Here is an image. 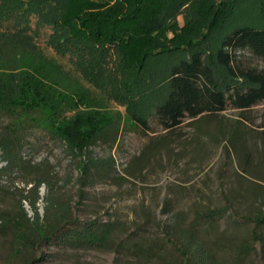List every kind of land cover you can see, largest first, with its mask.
I'll use <instances>...</instances> for the list:
<instances>
[{"label":"rangeland","instance_id":"rangeland-1","mask_svg":"<svg viewBox=\"0 0 264 264\" xmlns=\"http://www.w3.org/2000/svg\"><path fill=\"white\" fill-rule=\"evenodd\" d=\"M86 1L97 8L115 0H54L57 8L51 12L58 7L74 9ZM175 1L184 4L175 20H166L164 42L171 53L155 51L147 57L135 55L144 40L139 36L122 47L74 48L56 21L30 12L26 27L42 55L23 58L21 66L45 79V86L51 85L59 99L70 98L80 109L101 105L97 109L114 125L108 138L89 149L103 162L87 176L77 166L79 159L62 143L35 127L27 131L30 141L24 154L29 166L0 177V264H191L177 251L186 250L183 243L189 236H181L176 226L192 228L190 234L214 264H263L260 251L241 254L238 248L251 242L252 218L264 212V102L247 110L228 107L221 114L185 121L173 131L162 129L152 103L165 94L162 74L167 64L176 56H186L190 45L202 48L203 58L210 62L222 31L243 23L263 28L264 0H226L224 5L222 0ZM19 2L30 8L35 0ZM222 6L227 15L209 27ZM10 9L9 0H0L2 28L14 26L8 18ZM54 39L70 52L56 55L47 46ZM236 56L243 66L264 70V60L250 52L239 50ZM59 64L73 76H61ZM216 71L220 80L226 78L221 68ZM134 115L144 117L148 128L139 126ZM41 175L72 219L115 225L107 247L41 245L17 250L14 226L34 216L29 205L34 197L26 191L32 185L27 182ZM47 195L48 188L42 185L36 204L41 216ZM213 209L225 214L210 222L205 214ZM178 215L181 222H176Z\"/></svg>","mask_w":264,"mask_h":264},{"label":"trees","instance_id":"trees-1","mask_svg":"<svg viewBox=\"0 0 264 264\" xmlns=\"http://www.w3.org/2000/svg\"><path fill=\"white\" fill-rule=\"evenodd\" d=\"M222 1L224 5L226 0ZM9 2L11 9L8 18L14 26L0 27V161L4 163L0 168V177L4 173L12 174L29 166L24 152L30 141L27 131L32 127L43 132L46 138L62 143L66 152L79 159L77 166L87 176L93 166L103 162L95 159L89 149L108 138V132L114 124L97 109L101 105L80 109L70 98L59 99L51 85L45 86V79L36 77L31 69L21 66L23 58L36 59L42 55L36 37L26 27L30 12L48 21H56L61 35L66 36L64 38L74 48L102 47L108 44L122 47V44L139 36L144 40L136 48L135 55L147 57L155 51L171 53L164 42L168 29L166 20L177 18L184 1L115 0L111 6L97 8L86 1L74 9L58 7L57 12H51L57 8L52 4L54 0H35L30 8L22 5L19 0ZM227 13L225 7H220L209 27H214ZM217 44L210 62L203 58L202 48L190 45L186 56H176L167 64L162 74L165 94L156 103H152L155 117L163 130L173 131L185 121L221 114L228 107L235 111L247 110L264 102V70L245 67L236 56L237 51L246 50L264 60V27L250 23L234 25L222 31ZM47 46L62 57L70 52L59 45L56 39L51 40ZM58 66L61 76H73L72 71L66 70L61 64ZM220 68L226 73V78L221 80L216 73ZM59 82H62L60 77L56 80L57 84ZM22 97L26 99L25 104L21 102ZM117 117L119 119L120 113ZM133 120L143 129L148 128L144 117L134 115ZM27 184L32 185L26 191L34 197L29 200L34 216L32 221L27 219L14 226V242L18 251L22 247L36 249L41 245L61 249L108 246L115 229L113 223H103L97 219L83 222L72 219L66 204L52 194V186L45 176L36 177ZM81 184L86 185L85 181ZM42 185L48 188L44 216L36 207L41 199L38 191ZM77 194L82 195V188L78 189ZM224 214L222 210L213 209L205 214V218L215 222ZM178 221L181 222L179 215L176 219ZM252 222L251 242H245L238 249L241 254L260 251L264 264V212L255 215ZM175 229L181 236H189L183 243L186 250L181 252L182 249L177 248L187 262L190 258L191 264H214L209 261L208 252L190 234L192 228L180 230L176 226Z\"/></svg>","mask_w":264,"mask_h":264}]
</instances>
